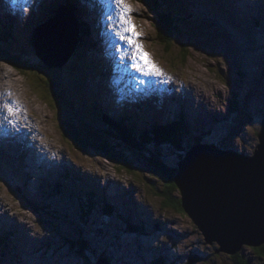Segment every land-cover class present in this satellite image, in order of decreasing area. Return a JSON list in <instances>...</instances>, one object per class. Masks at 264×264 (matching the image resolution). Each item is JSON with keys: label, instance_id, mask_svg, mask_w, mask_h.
I'll list each match as a JSON object with an SVG mask.
<instances>
[{"label": "rangeland", "instance_id": "1", "mask_svg": "<svg viewBox=\"0 0 264 264\" xmlns=\"http://www.w3.org/2000/svg\"><path fill=\"white\" fill-rule=\"evenodd\" d=\"M168 1L166 9L178 17L176 26L171 27L173 42L165 39L167 33L160 34L154 25L151 18L155 12L148 3L128 0L132 7L131 18L144 33L140 42L166 73L163 78L141 77L128 66L127 59L120 63L118 53L114 59L107 47H103L102 38L98 39L100 34L93 19L99 35L94 39L96 53L105 57L109 71L115 73L105 71L101 76L111 77L113 83L127 89L128 99L116 90V96L109 93V105L112 101L130 102L129 110L134 114L135 98H141L142 92L152 93L150 97L155 105L137 113L140 128L151 126L155 120L180 116L179 119L182 117L183 123L193 130L194 137H205L204 143L254 155L264 122V0ZM101 3L111 5L110 0H97L92 9L98 14L94 15L98 18V28L107 30L103 22L107 15L99 7ZM0 4L2 12H9L15 21L10 23L7 17L0 16V35L6 31L4 27L11 30L0 36V93L4 95L10 90L13 94L9 99L6 95L0 96L3 99L0 103L4 100L19 102L22 111L11 125L12 129L15 131L19 123L26 121L29 133L35 136V145L41 148L45 144L49 154L46 160L53 162L43 170L33 156L37 148L30 141L31 137L19 130L14 134L1 132L4 127L1 128L4 136L0 140V222L6 223L3 227L0 225V264H87L69 243L77 239L87 245L86 254L93 264L99 260L98 264H153L162 255L167 264H237L242 261L264 264V257L248 244L235 254L240 256L238 261L235 255L218 252L220 245L207 243L193 219L174 206L181 192L178 190L171 198L165 176L145 163L149 152L142 154L121 147L110 137L99 135L94 120L87 119V110L93 100L99 108L101 106L102 112L108 101L99 95L95 86L99 77L95 76L91 54L77 51V46L67 63L56 68L48 67L36 55L33 38L38 31L36 25L47 24L57 15L54 12L57 7H66L62 1L32 0L27 15L23 16L13 10V7L22 8V3L13 6L11 0H0ZM88 9L84 11L90 18V7ZM71 14L80 27L79 15ZM20 17L23 27H19ZM110 36L119 43L114 45L111 39L110 50L131 51L124 41L119 42L114 32ZM18 46L20 49H16ZM4 49L28 52L37 72L29 71L24 75L1 55ZM184 54H188L185 62L174 58L184 57ZM83 59L86 63L81 62ZM77 65L81 71L77 72ZM135 77L145 83L137 84ZM47 79L59 84L65 92H60L55 101L45 86ZM92 86L96 87L98 99ZM163 89L165 97L161 95ZM187 90L191 105L184 109ZM128 93L133 95L132 100ZM104 95L107 97L106 93ZM163 99L170 102L163 106ZM233 99H238L237 108L232 105ZM145 102L147 100L142 103ZM103 112L108 115L110 111L103 108ZM110 113L118 120L122 117L118 107ZM70 120L77 124L75 127L80 130L84 143L79 144L63 134ZM101 140L108 141L111 148H124L134 170H127L109 158L99 148ZM22 146L33 147L31 153L19 149ZM53 152L61 153L55 161ZM164 152L167 163L176 166L179 151L172 148ZM29 171L32 177L27 175ZM90 192L96 196L89 205L82 199L83 196L89 198ZM168 200H172L169 206L164 204ZM79 215L88 216L85 224L78 221ZM130 226L138 230L133 228L132 231ZM4 238L12 239L7 240L11 249L2 252ZM103 258H107V262L102 261Z\"/></svg>", "mask_w": 264, "mask_h": 264}, {"label": "water", "instance_id": "2", "mask_svg": "<svg viewBox=\"0 0 264 264\" xmlns=\"http://www.w3.org/2000/svg\"><path fill=\"white\" fill-rule=\"evenodd\" d=\"M68 10L59 7L34 37L36 55L51 68L66 64L79 44L80 27ZM259 137L254 155L201 142L177 163L182 207L205 241L220 245L218 252L235 255L244 244H264V122Z\"/></svg>", "mask_w": 264, "mask_h": 264}, {"label": "trees", "instance_id": "3", "mask_svg": "<svg viewBox=\"0 0 264 264\" xmlns=\"http://www.w3.org/2000/svg\"><path fill=\"white\" fill-rule=\"evenodd\" d=\"M69 0V5L70 4ZM146 3L149 4L150 9L155 12V16L151 18L156 28L159 30L160 34L163 32L167 33V36H165V39H169V42H173V37L170 35L171 27L173 25L176 26L175 20L176 16H174L170 11H168L166 4L169 2L168 0H144ZM166 1V3H165ZM169 6V4H167ZM71 7V6H69ZM72 8V7H71ZM73 8L76 9V5H73ZM167 8V9H166ZM57 13V10L55 11ZM185 20V17H182ZM80 22V36H79V44L77 51L84 52L86 55H88V37L90 35V29L86 24L81 20L79 17ZM5 34H8L6 31L3 32L1 35L5 36ZM0 35V36H1ZM8 37V36H7ZM5 41V37H3ZM9 38V37H8ZM34 38V37H33ZM163 42V41H162ZM166 42V41H165ZM2 56L5 57V60L12 65H14L16 68H18L24 75H26L29 71L34 72V74L37 72V67L32 63L31 57L29 56L28 52L25 51H13L10 49H4L2 50ZM174 55V54H172ZM184 57H178L175 56L176 60H183L186 61L185 57H188V54H184ZM82 63H86V60L83 59L81 61ZM94 63V62H93ZM95 64V63H94ZM77 69V72L80 71L79 65L75 67ZM76 72V73H77ZM29 75V74H28ZM30 76V75H29ZM47 76V75H46ZM48 83V84H47ZM58 83V81H57ZM45 86L48 90L51 92L52 100L55 101L59 98V93H65L61 91V87L59 84H53L52 80H45ZM73 90H75V87H73ZM46 91V90H45ZM47 94V93H46ZM237 96V94H235ZM48 97V95H47ZM238 100V99H237ZM237 100H232L233 106L237 108L239 105V102ZM93 101V100H92ZM96 104V102H95ZM91 105L88 107L87 110V119L94 120L93 123L98 131L99 135L101 136H108L111 138V140L117 141L119 146H126L127 148H131L132 150L138 151L142 154H148L150 153L147 160H145V163L155 170L157 173L163 174L165 178L167 179L168 183L170 184L169 195L171 198H173V195L175 192H178V188L175 184L174 177L177 173V165L176 166H170L166 161V153L165 150H170L174 148L175 151H179V158L180 160L185 156L186 151L191 148L192 146L199 144L204 141V138H196L193 136V130L189 129L187 127L188 125L184 124L179 117L178 119H172V120H166V121H157L155 120L154 123L151 124V126L140 128L138 122V116L130 114L128 111V108L125 107L123 104L122 108V117L120 120L116 119L113 116L105 115L104 112H101L100 108L96 105ZM234 108H232L233 110ZM184 116V115H181ZM71 122L66 124V132L63 134L67 138H72L74 141H77L79 144L84 143L83 139L81 137L80 130L75 127L77 124H75L72 120ZM99 145V148L108 155V157L114 159L118 164H122L121 166H124L127 170H134L132 165V160L128 158L126 155V150L124 148H118L114 147L111 148V146L108 144L109 142L106 140H101ZM179 160V161H180ZM178 161V162H179ZM119 167V166H118ZM120 168V167H119ZM121 169V168H120ZM168 187V186H167ZM167 190V191H168ZM166 195V192H164ZM85 200L86 198L83 197ZM173 200V199H172ZM172 200H168V202H164L165 205H171L170 202ZM175 201V200H174ZM175 207H177L179 210L183 211L181 198L175 201ZM93 203V202H92ZM91 203V204H92ZM81 205V201H80ZM168 205V206H169ZM78 221L83 224H85L86 219H88V216L85 215H79V218H77ZM140 222V221H139ZM79 224V223H78ZM132 231L138 230V228H134L130 226ZM134 228V230H133ZM69 242V241H68ZM71 243L72 247L77 251L78 255L84 259H86L87 264H93L89 257L87 256V245L84 244L82 240H75L69 242ZM3 246L2 252H4V249L9 248L11 245L6 243V238L2 240L1 242ZM254 250H256L261 257H264V244L261 246H254ZM235 258H240L239 255H235ZM158 261H153V264H167V259L162 255L159 256L157 259ZM160 262V263H158ZM245 264L242 262H237V264ZM247 264H249L247 262Z\"/></svg>", "mask_w": 264, "mask_h": 264}, {"label": "snow or ice", "instance_id": "4", "mask_svg": "<svg viewBox=\"0 0 264 264\" xmlns=\"http://www.w3.org/2000/svg\"><path fill=\"white\" fill-rule=\"evenodd\" d=\"M13 6L17 3H22L23 7L16 9L13 7L14 12L27 15L29 7L32 5V0H11ZM111 5L114 6L113 10H118L115 17V26L117 31L114 33L120 41H124L130 52L127 50L121 51L117 49L120 63L123 64L124 60H128V66L139 73L141 77H158L163 78L166 73L163 69L156 64L151 55L145 51L143 43L140 42V37L144 35L138 30L133 19L131 18L132 7L128 3V0H110ZM108 21H113V15L106 16ZM11 70V69H10ZM136 83L143 85L144 80L139 77H135ZM7 97H11L13 94L9 90L5 93ZM22 111L18 101L4 100L0 103V125L5 126L4 131H7V125H14L19 119V113Z\"/></svg>", "mask_w": 264, "mask_h": 264}, {"label": "bare ground", "instance_id": "5", "mask_svg": "<svg viewBox=\"0 0 264 264\" xmlns=\"http://www.w3.org/2000/svg\"><path fill=\"white\" fill-rule=\"evenodd\" d=\"M66 2H69V0H65ZM81 1L82 0H77L76 1V5H79L80 3H81ZM84 2V1H83ZM4 4V3H3ZM10 5V4H9ZM8 4H7V6H9ZM101 9H103V10H105L106 12H108L109 11V9H108V7H107V5H105L104 3H101L100 4V6H99ZM0 8H1V10H0V12H2V7H1V4H0ZM113 8H114V6H113ZM113 8H112V12H113V21L111 22V24H108V20H105L104 19V21H103V19H102V21L105 23V25L108 27V29L110 30V31H114V33L116 32L115 30L117 29L115 26H113V25H115V17H116V14H115V11L117 12L118 10H113ZM89 10V9H88ZM90 18H87V16L85 17V18H83V21H84V23L86 24V26H88L89 27V29H90V32H91V30L93 31V34H91L90 35V41L91 42H93L94 41V39H95V37L96 36H99L98 34H97V32L100 34V36L98 37V39H100V38H103L102 39V42L101 43H103V47L104 48H106L107 47V50H108V52H109V54L114 58V59H117V52H115L114 50H110L109 49V46H111V37H110V35H109V32H107V30H105V29H103V28H98V18H97V16H98V14L90 7ZM3 13V12H2ZM2 13H0V16H2ZM101 13V12H100ZM97 15V16H94V15ZM103 15V14H102ZM6 17H7V20L10 22V23H12V21L13 22H15L14 21V19H12V18H10V16H9V12H4V18L6 19ZM95 18V20H96V28H97V32H95V27H94V21H93V19ZM104 23L102 24V27H104ZM24 26V21H23V18H21L20 17V24H19V27H23ZM145 32V31H144ZM108 37V38H107ZM109 39V40H108ZM120 43H122V41H119ZM13 43V42H12ZM94 47V46H93ZM96 48H97V46H96ZM117 49V48H116ZM92 53H95L96 54V51H94V50H92L91 51ZM105 76H103V78H104ZM95 86H97V87H100L107 95L109 94V92L107 91V90H105L104 88H102L100 85H95ZM92 89H93V94H95L96 95V99H98V93H97V91H96V87H91ZM115 88H116V82H114V90H115ZM114 90L113 91H110V93H114ZM166 93V91H165V89H163L162 91H161V94H162V96L164 97V94ZM151 94L152 93H149V95L151 96ZM188 94H189V91L187 90L186 91V103H185V105H184V109H185V107L186 106H189L190 107V105H191V100H190V98H189V96H188ZM5 95V94H4ZM4 95H2L1 93H0V96H4ZM114 95L116 96V93H114ZM105 96V95H104ZM103 96V97H104ZM110 97V96H109ZM8 98V97H7ZM173 98V95H170V99H172ZM9 99V98H8ZM104 99H106L105 101H108V104H106V107H102V112H103V108L104 109H106L107 111H110V108L109 107H111V109H113L112 108V104H115V101L113 102L112 101V103H110V105H109V99L108 98H106V97H104ZM170 99H163V106L164 105H166L167 104V102H170ZM0 100L2 101L3 99H1V97H0ZM105 102H103L102 103V105L104 104ZM101 110V109H100ZM111 112V111H110ZM110 112H107V114L108 115H111V116H115V114H111ZM177 117H172V118H166V119H176ZM187 118H192L191 116H188L187 115ZM3 127H5V126H1L0 125V130H1V128H3ZM7 127V131L9 132V133H11V134H14L15 132H16V130H19L20 132H25L23 135L24 136H28V137H31V139H30V141L32 142L33 141V145L34 146H36L35 145V141H34V139H35V136H33L32 134H30L29 133V131H31L29 128H27L26 127V121H22L21 123H19L17 126H16V128H15V131L12 129V127H11V125H7L6 126ZM19 127V128H18ZM196 130V129H195ZM1 132H6V131H4V130H1ZM204 135V134H203ZM200 138H205L204 136H200ZM48 142V141H47ZM26 144V143H25ZM24 143H23V145H25ZM29 144L30 143H27V145H28V147H29ZM23 149V150H27L28 151V154L29 153H31L30 152V150L33 148V147H31L30 149L29 148H25V146H22V147H20L19 149ZM36 148H37V151H35V154H33V156L34 157H36V160H37V164H40L41 165V167L43 168V170H44V168H46V166L48 165V164H52L53 162H48L46 159L47 158H49V154L47 153L48 151L46 150V146H45V144L41 147V148H39V147H37L36 146ZM39 150V151H38ZM55 152V151H54ZM52 153V154H55V156L53 157L54 158V161L55 160H57V158L58 157H60L61 156V153L59 154H57V153ZM57 155V156H56ZM43 165H44V167H43ZM42 170V171H43ZM42 173V172H41ZM28 176H30V177H32V172H30L29 171V173L27 174ZM111 183V182H110ZM110 185V184H109ZM108 185V186H109ZM8 222V221H7ZM6 223V221L4 222H0V225L3 227L4 226V224ZM27 226V225H26ZM27 229H28V227H27ZM25 233H26V231H24Z\"/></svg>", "mask_w": 264, "mask_h": 264}]
</instances>
